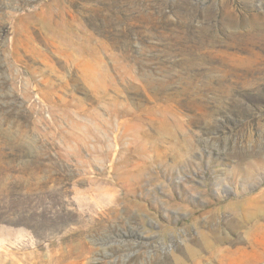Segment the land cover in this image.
I'll return each instance as SVG.
<instances>
[{"label": "rangeland", "instance_id": "obj_1", "mask_svg": "<svg viewBox=\"0 0 264 264\" xmlns=\"http://www.w3.org/2000/svg\"><path fill=\"white\" fill-rule=\"evenodd\" d=\"M2 2L0 264H264V0Z\"/></svg>", "mask_w": 264, "mask_h": 264}, {"label": "trees", "instance_id": "obj_2", "mask_svg": "<svg viewBox=\"0 0 264 264\" xmlns=\"http://www.w3.org/2000/svg\"><path fill=\"white\" fill-rule=\"evenodd\" d=\"M1 2H2V0H0ZM18 1V0H17ZM2 10L4 9V10H9V9H11L10 7H7V6H5L4 4H3V2H2ZM15 9H19V8H15ZM21 9H24V7H21Z\"/></svg>", "mask_w": 264, "mask_h": 264}]
</instances>
